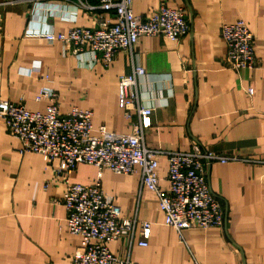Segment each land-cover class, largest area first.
Returning a JSON list of instances; mask_svg holds the SVG:
<instances>
[{
	"label": "crops",
	"instance_id": "obj_1",
	"mask_svg": "<svg viewBox=\"0 0 264 264\" xmlns=\"http://www.w3.org/2000/svg\"><path fill=\"white\" fill-rule=\"evenodd\" d=\"M185 8L189 31L179 41L141 36L134 61L146 73L139 79L146 145L203 149L264 158V0H133L135 15L147 16L160 2ZM97 0H0V99L45 110L37 101L43 86L57 94L60 111H92L93 127L131 132L118 103V77L130 71L125 52L108 66L90 63V54L65 53L58 42L30 30L66 33L93 27L110 13ZM90 6V7H86ZM244 20L254 38L256 65L234 70L224 65L223 22ZM47 78V79H46ZM135 120V118H133ZM19 140L0 121V264H71L80 238L65 226L64 184L40 155L20 153ZM167 160L158 159L160 185H167ZM98 168L77 163L72 183L89 184ZM207 180L224 207L223 228L190 227L178 232L164 224L156 195L143 188L136 169L129 174L101 169V187L126 218L150 222L144 237L134 233L107 243L110 252L140 264H264V165L241 161L213 163Z\"/></svg>",
	"mask_w": 264,
	"mask_h": 264
},
{
	"label": "built area",
	"instance_id": "obj_2",
	"mask_svg": "<svg viewBox=\"0 0 264 264\" xmlns=\"http://www.w3.org/2000/svg\"><path fill=\"white\" fill-rule=\"evenodd\" d=\"M133 0H97L95 6L108 17L93 27L73 26L66 33L30 30L28 34L47 42H58L62 50L74 56L90 54V63L108 66L119 51L127 54L130 71L118 77V103L131 132L117 133L103 125L93 127L92 111L72 107L60 111L58 94L50 87L40 88L37 101L45 100V110H28L22 102L0 99V121L10 135L19 140L20 153L32 152L50 164L61 177L64 192L61 198L69 233L80 238V245L71 256V264H140L128 257L110 252L107 243L122 237L132 240L141 236L138 244L146 245L144 237L150 222L136 217L126 218L113 197L101 187V169L129 174L140 173L141 186L153 192L164 218V224L181 232L190 227L223 228L224 207L210 189L207 173L213 163L241 161L264 165V158L240 157L203 149L193 142L187 150H163L146 145L144 120L152 108L143 104L139 94V79L145 69L135 63L134 46L141 36L161 35L179 41L189 31L185 8L169 7L165 1L147 16L135 15ZM90 7V6H86ZM220 36L224 40L225 66L234 70L256 65L254 38L244 20L223 22ZM47 79V78H46ZM135 118V120H133ZM167 160V185H160L158 159ZM96 166L98 172L89 184L72 183L69 175L77 163Z\"/></svg>",
	"mask_w": 264,
	"mask_h": 264
}]
</instances>
